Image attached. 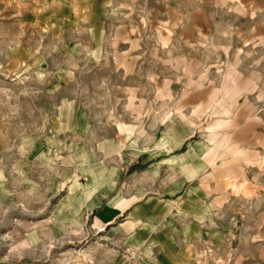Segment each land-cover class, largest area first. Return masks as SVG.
Wrapping results in <instances>:
<instances>
[{
    "label": "rangeland",
    "instance_id": "obj_1",
    "mask_svg": "<svg viewBox=\"0 0 264 264\" xmlns=\"http://www.w3.org/2000/svg\"><path fill=\"white\" fill-rule=\"evenodd\" d=\"M213 43L240 45L232 55L243 72L257 64L264 91V0L0 3V264H175L153 238L159 229L108 218L130 179L113 151L150 135L144 120L166 119L146 110L187 108L175 99L186 78L200 89L206 73L232 66ZM80 193L90 207L74 223L57 212Z\"/></svg>",
    "mask_w": 264,
    "mask_h": 264
},
{
    "label": "crops",
    "instance_id": "obj_2",
    "mask_svg": "<svg viewBox=\"0 0 264 264\" xmlns=\"http://www.w3.org/2000/svg\"><path fill=\"white\" fill-rule=\"evenodd\" d=\"M197 31L212 36L200 27ZM223 35L232 37L235 32L221 31L219 36ZM211 46L214 52L227 54L232 66L206 73L200 89L187 88L186 78V96L176 93L175 99L191 104L146 110L149 114L143 117L166 119L144 120L150 135L140 136L135 147L122 144L113 151L123 155L119 169L125 168L130 179L121 197L113 194L112 203L107 202V213L112 214L108 218L123 216L133 228L159 229L153 238L175 264H194L198 259L204 264H264L262 77L255 62L253 71H242L243 62L232 55L242 52L240 45ZM192 80L198 81L199 74ZM192 107L202 111L189 112ZM200 117L209 118V125L200 127L206 124L201 119L198 124ZM146 162L147 169L131 170L133 164ZM137 176L131 187L130 180ZM80 197L85 196L78 194L57 213L69 209L73 222L79 223L83 207H90L79 205Z\"/></svg>",
    "mask_w": 264,
    "mask_h": 264
},
{
    "label": "bare ground",
    "instance_id": "obj_3",
    "mask_svg": "<svg viewBox=\"0 0 264 264\" xmlns=\"http://www.w3.org/2000/svg\"><path fill=\"white\" fill-rule=\"evenodd\" d=\"M74 187V186H73Z\"/></svg>",
    "mask_w": 264,
    "mask_h": 264
}]
</instances>
